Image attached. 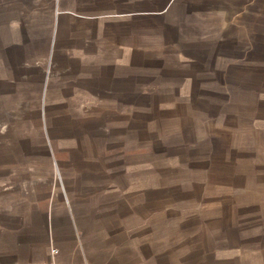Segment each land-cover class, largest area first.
<instances>
[{
	"label": "rangeland",
	"instance_id": "374dc122",
	"mask_svg": "<svg viewBox=\"0 0 264 264\" xmlns=\"http://www.w3.org/2000/svg\"><path fill=\"white\" fill-rule=\"evenodd\" d=\"M211 2L0 0V264L57 209L81 264H231L264 191V0Z\"/></svg>",
	"mask_w": 264,
	"mask_h": 264
},
{
	"label": "crops",
	"instance_id": "0c3cea01",
	"mask_svg": "<svg viewBox=\"0 0 264 264\" xmlns=\"http://www.w3.org/2000/svg\"><path fill=\"white\" fill-rule=\"evenodd\" d=\"M162 3L160 0H149V3L154 6V8H139V11H143V13H147L148 10H154L156 14H166L168 10H171L172 7L180 6L186 8V3L191 4V2H200L204 0H164ZM211 4H215L218 2V5L215 7H219L218 9H223L226 7L227 9L237 8L240 3V0H212ZM221 4H220V3ZM157 3V4H156ZM159 3V4H158ZM177 3V4H175ZM201 7V6H196ZM211 7V6H210ZM205 8H208V4ZM212 8V7H211ZM169 14V13H168ZM167 14V15H168ZM222 14V13H221ZM200 15V14H199ZM195 18L201 19V16H197ZM219 19H224L225 17L220 15ZM185 17H182V23ZM111 79V77L109 78ZM107 88L106 84L104 86ZM110 88V86H108ZM55 167L57 168V175L60 174L58 170L59 163H55ZM264 190V189H263ZM51 198V197H50ZM49 198V199H50ZM48 199V198H47ZM69 200V199H68ZM249 202V222L248 225L244 228H240L238 231L237 240L235 241V247L233 246L231 264H264V191L263 192H249L248 198ZM252 201L258 202V207H256V202L254 207L252 208ZM48 204H45V206ZM80 206V205H79ZM75 208L76 210L79 208ZM62 207V206H61ZM71 207V206H70ZM46 209V208H45ZM57 211L52 214V211L42 210L36 217L33 219V211L30 212V217L28 218L27 211L24 218V231L23 233L19 232V229L11 230L12 235L9 236L8 240L11 243L9 245V250L7 254V261L2 264H50L54 262L56 264H81L80 263V253L78 251L79 243L76 245L69 244L72 239V233L70 230H66V236L64 238L71 239L70 241L64 243L61 239L59 240L56 237V232L51 231L49 225L52 222L51 217H57ZM63 211V209H62ZM70 211V210H69ZM80 214V210L78 211ZM63 212H59L58 215H62ZM72 213V211H70ZM73 216V215H72ZM64 223V222H63ZM49 227V229H48ZM77 232L83 233L84 230L80 229L77 226ZM92 229L96 228L95 225L89 226ZM242 233V236H240ZM78 241L81 238L77 235ZM63 238V239H64ZM247 241V242H246ZM246 242V247H245ZM54 246L58 252L56 255H51L50 248ZM84 248V247H83ZM246 248V249H245ZM243 250V252H241ZM246 252H245V251ZM237 251V252H236ZM240 252L242 253V257H240ZM86 255L89 258H93L95 261L96 253L92 251H88L86 249ZM106 254H103V256ZM5 260V259H4ZM90 260V259H89ZM92 261V260H91ZM148 264H153V261L150 260Z\"/></svg>",
	"mask_w": 264,
	"mask_h": 264
},
{
	"label": "built area",
	"instance_id": "2783aa9c",
	"mask_svg": "<svg viewBox=\"0 0 264 264\" xmlns=\"http://www.w3.org/2000/svg\"><path fill=\"white\" fill-rule=\"evenodd\" d=\"M57 252H58V250L52 245L51 248H50V253H51V255L54 256V255L57 254ZM50 264H56V263L51 262Z\"/></svg>",
	"mask_w": 264,
	"mask_h": 264
}]
</instances>
